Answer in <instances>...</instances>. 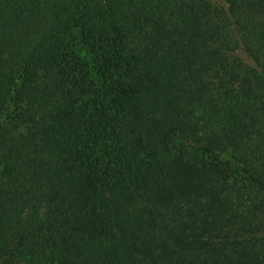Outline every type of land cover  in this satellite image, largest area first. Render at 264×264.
Segmentation results:
<instances>
[{
    "label": "trees",
    "instance_id": "16d2710c",
    "mask_svg": "<svg viewBox=\"0 0 264 264\" xmlns=\"http://www.w3.org/2000/svg\"><path fill=\"white\" fill-rule=\"evenodd\" d=\"M0 264H264V0H0Z\"/></svg>",
    "mask_w": 264,
    "mask_h": 264
}]
</instances>
